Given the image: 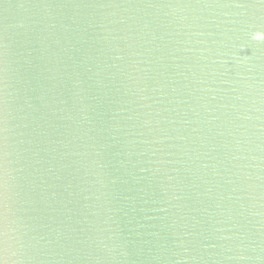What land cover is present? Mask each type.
Here are the masks:
<instances>
[{"label":"water","instance_id":"95a60500","mask_svg":"<svg viewBox=\"0 0 264 264\" xmlns=\"http://www.w3.org/2000/svg\"><path fill=\"white\" fill-rule=\"evenodd\" d=\"M264 0H0V264H264Z\"/></svg>","mask_w":264,"mask_h":264},{"label":"clouds","instance_id":"9594fccd","mask_svg":"<svg viewBox=\"0 0 264 264\" xmlns=\"http://www.w3.org/2000/svg\"><path fill=\"white\" fill-rule=\"evenodd\" d=\"M253 39H255V40L264 39V33H260V32L254 33L253 34Z\"/></svg>","mask_w":264,"mask_h":264}]
</instances>
